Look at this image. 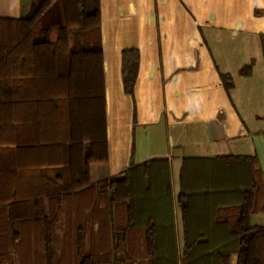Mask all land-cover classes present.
Wrapping results in <instances>:
<instances>
[{
  "label": "trees",
  "instance_id": "1",
  "mask_svg": "<svg viewBox=\"0 0 264 264\" xmlns=\"http://www.w3.org/2000/svg\"><path fill=\"white\" fill-rule=\"evenodd\" d=\"M33 1L27 15L0 17V213L11 225L13 242L20 223L40 222L49 256L51 215L75 199L79 246L85 226L90 224L89 236L94 226L78 216L84 207L93 216L102 198L109 249L123 248L128 264L134 262L129 254L144 250L148 264H264V225L249 221L252 210L264 211L255 156L183 158L175 205L181 238L167 158L130 162L112 176L91 180L90 166L109 158L100 0H60V12L50 20L56 0ZM260 40L264 55V34ZM138 67V49H122L120 75L132 98L133 133ZM250 72L249 65L239 70ZM219 80L226 91L233 86L229 74L219 73ZM47 167L60 171L47 174ZM101 262L86 250L78 264Z\"/></svg>",
  "mask_w": 264,
  "mask_h": 264
},
{
  "label": "crops",
  "instance_id": "2",
  "mask_svg": "<svg viewBox=\"0 0 264 264\" xmlns=\"http://www.w3.org/2000/svg\"><path fill=\"white\" fill-rule=\"evenodd\" d=\"M35 5L0 0V17L27 15ZM100 9L109 158L90 166L91 180L130 162L167 158L181 238L175 205L184 157L255 156L264 184V0H100ZM132 47L139 51L134 133L132 98L120 75L121 50ZM247 65L251 72L240 75ZM219 73L232 77L228 91ZM190 144L201 151L187 153ZM44 171L54 175L60 168ZM249 221L264 225V211L252 210Z\"/></svg>",
  "mask_w": 264,
  "mask_h": 264
},
{
  "label": "rangeland",
  "instance_id": "3",
  "mask_svg": "<svg viewBox=\"0 0 264 264\" xmlns=\"http://www.w3.org/2000/svg\"><path fill=\"white\" fill-rule=\"evenodd\" d=\"M60 4V0L54 2L50 13L47 15L49 20L54 19L59 14ZM201 142L200 137L194 140V143L197 144ZM196 148V146L190 144L187 153L201 151L200 149L195 151L190 150ZM202 149L205 150L204 148ZM75 202H77L75 199H69L66 202L63 201L61 207L58 208L59 211L53 205V211L58 212L51 215L54 219L51 239L53 252L49 256L46 253L42 224L40 222L20 223L18 230L21 231V238L19 237L16 242H13L11 225L7 221L6 216L0 213V264H78L80 257L86 250H91V252L98 255L100 262L102 260L104 261L101 264H128V259L125 257L123 248H119L117 251L109 249L110 229L105 199H98L96 205L99 208L95 210L93 216L89 213L90 208L84 207L82 209L81 215L78 216L80 217L79 220L92 221L94 226L92 228L94 229L92 236H89L88 228L90 224L88 223L85 226V232L79 245L80 247L78 246L77 232L75 230L76 223L73 222H76L73 218L77 215L73 206ZM129 246L133 247V245L127 243L128 248ZM135 247L137 248V246ZM130 253H133V250ZM129 255L134 257V262L130 264H148L145 250L144 252L141 251L140 254ZM50 256L51 258L49 259Z\"/></svg>",
  "mask_w": 264,
  "mask_h": 264
}]
</instances>
